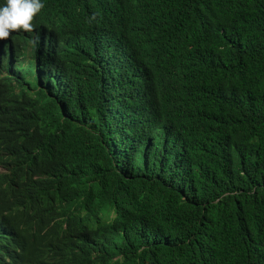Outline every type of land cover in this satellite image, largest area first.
Returning <instances> with one entry per match:
<instances>
[{"label":"trees","instance_id":"1","mask_svg":"<svg viewBox=\"0 0 264 264\" xmlns=\"http://www.w3.org/2000/svg\"><path fill=\"white\" fill-rule=\"evenodd\" d=\"M112 1L166 66L156 119L142 102L125 111L103 66L98 85L94 32L40 42L38 15L33 32H12L17 58L0 57L1 206L92 215L98 228L63 264H264V0ZM74 48L78 80L41 72Z\"/></svg>","mask_w":264,"mask_h":264},{"label":"clouds","instance_id":"2","mask_svg":"<svg viewBox=\"0 0 264 264\" xmlns=\"http://www.w3.org/2000/svg\"><path fill=\"white\" fill-rule=\"evenodd\" d=\"M38 15L46 24L40 42L69 30L75 34L84 30L94 32L96 54L92 76L98 81L97 71L103 66L104 86L113 98H119L125 111L133 109L127 102H142L141 108H150L148 120L156 119L159 100L156 86L165 76L166 66L162 60L142 54L146 35L132 18L117 15L112 0H55L50 10L45 9L43 0H6L0 6V57L6 52V57L17 58L11 46L12 32H33ZM40 42L34 39L20 44L23 65ZM109 61H113L112 71ZM38 66L56 83L76 81L83 73L81 55L75 48L49 67ZM137 141L146 147L152 143L148 134ZM97 228L98 221L84 210L66 212L48 221L28 220L20 212L12 215L9 206L0 204V264H63L65 249L78 247V239H85Z\"/></svg>","mask_w":264,"mask_h":264},{"label":"bare ground","instance_id":"3","mask_svg":"<svg viewBox=\"0 0 264 264\" xmlns=\"http://www.w3.org/2000/svg\"><path fill=\"white\" fill-rule=\"evenodd\" d=\"M140 121V120H139ZM138 123H141V124H143L142 122H138ZM145 125V124H144ZM140 126V125H139ZM144 127H146V126H144ZM140 140V139H139Z\"/></svg>","mask_w":264,"mask_h":264}]
</instances>
